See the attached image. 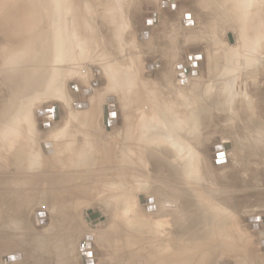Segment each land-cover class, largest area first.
<instances>
[{
	"label": "bare ground",
	"instance_id": "1",
	"mask_svg": "<svg viewBox=\"0 0 264 264\" xmlns=\"http://www.w3.org/2000/svg\"><path fill=\"white\" fill-rule=\"evenodd\" d=\"M95 1L98 3L100 0H0V71L5 68L4 65L8 63H15V69L19 70V77H22L23 80L28 78L46 79V76L56 77V75L66 78L65 74L67 73H70V76L73 77L78 74L79 70H81L83 67L84 58L86 57L85 55H87L85 52L90 51L92 48L93 53H91L92 56L89 55L90 57H95L98 61H101V63L104 60L114 61L112 63L109 61L110 63L108 64L106 61V63L101 64V77H95L93 79L91 78V80L97 81V85H92L93 83L91 82V84L89 82L88 86L79 88L78 97H83L82 102H84V98L91 100V106L89 109H87V111H74L73 108H71L69 111H65L64 109L63 111L65 112L62 121L59 124L57 123V126L54 123V127H51L54 121L53 119H55L57 116L59 117V110L55 108L53 112L49 113L51 115L46 113L49 115V117L47 115L43 117V119L48 117V121H50L51 116L53 117L52 121L49 123L50 130L48 131L47 135L44 133L43 136V133L36 127L35 122L32 121L33 111L31 109L32 107L30 108V103H32L31 99H34L35 97V90H33V92L31 91L32 93L30 92L26 95V90L18 88L15 90V96L12 92L10 94L11 96L3 98L4 104L2 103L3 101H0V104H3V106L0 105L2 107H0V249L3 248V250H9V243L13 245V243H16L17 240L23 239L20 238L22 236L18 237L17 232L19 231L20 233L25 234V230L28 227V225L26 226L25 223L28 222L29 219L24 216L25 213L23 211L26 210L25 208L28 206V204L35 201V198L33 199V197H31L32 195H30L32 192H34V190L56 189V191H54L55 193L53 192L54 195H52L56 198L60 196L62 197V195L64 196V194H68L70 192H77L79 194L80 192H84V189H97L98 193L99 190H101L99 193L100 196H103L105 191L108 194L107 195L105 193L106 195L103 196L105 198L100 197L101 200L103 199L101 202L102 204H112L111 206L114 205V209L112 208V210H119L118 207L120 205L125 206L124 209H122L124 210V213H121L119 210V212L123 214L122 220L125 222L120 223V227L117 229L115 228L116 226H113L114 228L109 232L107 239L110 241V243H112V245L115 246L117 250H119L118 252L120 255L121 252H125L124 254L131 255L133 258L135 257V261L132 260L133 263L129 264H215L218 260L223 258L226 246L230 245V243H235L236 245V241L241 243L242 239L244 238L242 236L243 232L241 233L239 229V219L241 218H239L240 211L238 210V206L241 207L243 205L240 203L241 206H234L236 205V201L234 202L235 204L231 202L230 205L229 201L227 200L230 199V196H227V198L225 197V194L223 195L222 193L218 194L217 196H213L209 195L208 193H204V191V194L198 191L197 193L199 195L194 196V194L190 192V189H192L196 183L204 186L206 182V186L208 185V175L204 168L205 163L202 162L203 165H199L201 163V158L205 155V150H202L204 146H201V149H199V146L206 144L207 140H210V135L213 136L216 134V132H214L216 129H219L218 132L223 130L222 132L220 131V133H218L219 135L223 134L226 137L232 138L235 134V130L244 129L245 133H242L243 136L239 139V142L240 144L243 142L247 146L249 145L254 150L252 153H255L256 155L259 154V160L261 162L262 159V163L258 162L259 160L254 161L255 158H258V156L256 157V155H251L252 160L254 161L252 164L254 167L251 165L250 166L255 169V173H258L257 170L260 171L258 176L261 178L264 177V117L261 116L259 119V116L256 115L259 113L258 108L261 107L260 104L262 103V100L259 101L260 98H258L260 95L257 94L261 93L262 91L261 89L258 91L254 89V84H256L258 81H256L257 78H262L264 81V19L261 18V5L264 4V0H200V7L198 8H202L203 12H206V16H203L204 18L208 17L207 20L204 19L207 22L205 23L204 21H200V25L203 27L209 23L214 24V22L218 20L220 22L218 25L221 26V29H223L222 27L225 26H232L235 29V36L239 42L237 45L226 51L228 54L223 51V56L222 54L221 56L219 54V57H211L208 54L206 59L202 52L186 53V61L188 63L186 64L187 66L174 73V77L177 80V86H182L184 88H182L183 90L192 89L194 92L196 89L197 91L200 90L202 98L210 97L209 91H214V88L208 82L222 80L221 82H223V87L221 97L223 99L219 100L218 102H220V111H225L226 115L223 117L222 113H218L221 120L225 122V124L220 125V127L214 125L215 119H212L211 116H207L209 113L203 116L201 119L193 120L192 118H189L188 114H184L183 112L179 113L176 106L172 107L171 100L163 102L162 100H155V98H158V96L160 98H166V94L160 96L159 93L163 92L160 90L157 91L154 88L157 87L158 84L167 86L172 83L171 79L173 78V75L168 64L164 63L160 67L156 56L153 55L154 52L152 53V51H150L152 54H148L145 58L150 57L152 60L150 62H145V59L144 72L140 78L139 76L141 75V70L139 68V60H137V58L139 55H141V52H143L142 49L145 46L144 40L146 38L144 39L138 37V35L131 30L132 28L126 25V21L128 22V20L126 19V21L123 22L124 19H117L112 15L114 13L113 11H111L112 16L106 15L103 17L102 15V20L98 19L100 22L95 26ZM140 1L141 0H128V3L133 5L132 3L136 2L137 4ZM164 1H167L168 8H166V5L163 3ZM107 2L108 0H101L100 3L105 4ZM178 2H180V0H160L158 6L160 8L159 17L161 19L159 20L156 14L152 18H149V21L145 17L146 20L144 19V24L146 27L151 29L150 31H157L158 34L161 33L163 37L167 36V34L168 36L171 35L173 31L172 28L177 22V13L180 12ZM173 3L174 5H177L175 11L171 10L170 8ZM129 4L127 6H129ZM155 7L154 9L156 10ZM103 8L105 10L107 9L105 6H103ZM103 8L100 7L99 10L101 9L102 13H106L105 10H102ZM132 12H134V10ZM166 12H168L171 16L168 14V16L164 15ZM122 13L124 12L122 11ZM129 15L131 16L130 13ZM134 19H130L131 22H134ZM192 20L194 21V19ZM139 21L141 22V20ZM147 22H152V24H147ZM127 24H129V22ZM135 25H138L137 21ZM200 25L198 24V26ZM148 28L146 30H148ZM199 28L201 29V27ZM134 31L136 30L134 29ZM231 36L232 40H234L232 34ZM253 38H256L258 42L254 43L252 41ZM170 39L172 40L174 38L170 37ZM2 44H6L8 47L3 46ZM81 49L83 51H81ZM133 50L136 52L130 53L133 52ZM199 55L202 56V60L195 59L197 62V67L193 68V66H191L194 60L193 58L194 56ZM89 56H87L88 59H90ZM206 60L208 62L209 71L208 75L204 76L202 74L201 68ZM67 66L69 67L68 71L66 70V68H68ZM147 66H151L150 69ZM194 69H196L199 74L195 78L191 76ZM181 73H185V76L178 77ZM146 74L149 76L146 77ZM228 77L232 80L237 77H241L242 81L248 85L244 89V93L246 94L245 102L240 103V108L237 104H232V101L226 99V97L229 95L228 89H225L226 83L230 81ZM204 78H206L207 84H202L204 82L201 81L204 80ZM56 79L59 78L56 77ZM49 80L50 79L47 81ZM53 80H55V78ZM63 80L65 81L66 79ZM99 80H102L103 83H99ZM56 81L57 80L53 81L55 84H49L50 86L48 85L44 89L51 92V94L54 96H58L59 100L64 98L66 100V96L64 94L65 92H62L61 85L56 84ZM185 83L190 84L187 85ZM45 84L48 83L46 82ZM186 85L187 87H185ZM72 88L75 87L72 86ZM88 89L91 91V93L82 94L81 91ZM201 92L206 94H202ZM103 94H106L104 98V114L101 112V107L103 105ZM255 96H257L258 99H256ZM110 97H114L115 102L118 100V98H124L127 101L126 104H128L130 107L129 111L131 112L128 114H132L133 117V119L130 117L132 123L127 125H121L119 123L118 110H110L108 108V101L112 102L114 100ZM248 97H250V99ZM78 101L79 100H77V102ZM147 103H151V105L149 104L150 108L147 107ZM64 104L66 103L64 102ZM177 104L180 105L181 102ZM216 104L217 103L212 104L215 105L214 108H217ZM206 105L207 104L201 106ZM144 106H146L148 109ZM48 108L50 107H44L43 110L41 109L40 114L42 112L41 115H45L43 113L44 109ZM85 111L88 113V116L90 114V117H92L89 123L84 120V122H81L80 113L82 116L87 115L85 114ZM113 112L116 113L117 121L115 120V123H117V125L113 122L110 123V119L113 116H109L110 113L112 114ZM101 114L104 115V121L107 123L108 127L112 129L108 135L106 134L107 136H104L105 133L101 131V126H95V130L92 129L94 123L95 125H101L100 121L98 123V120L103 117ZM39 119L42 121L41 116ZM43 124L44 123H42V126ZM110 124L113 125L111 126ZM199 129H203L204 133H201ZM198 130L200 136H197L196 134ZM224 141L225 140L222 139L221 141L212 144V149L214 151L213 163L214 165L219 166L221 169H225L226 167L229 168V165L231 164L226 151V143ZM219 145L220 147L222 146L223 149L220 151H215L219 150L216 148V146ZM196 147L198 148L196 149ZM205 148L207 147L205 146ZM218 152L223 153L224 157L226 158V162L220 163L219 165L217 164L216 159L218 157V162H220L222 155H217ZM199 157L200 161L198 159ZM253 157L255 158L253 159ZM32 159H39L40 161V164H37H39L38 166H40L39 168L42 171V174H40L43 176V179L41 178V184L38 183L41 181H37L38 178L37 180H31L33 177H28V172L31 173V171L28 169ZM204 159L205 158H203V161H205ZM198 161L200 162L199 164ZM86 163L95 166V171L98 173L97 176L94 177L95 185H91V183L87 182H80V180L76 179L78 175L82 173L78 170L83 168ZM33 170L34 169H32V171ZM236 170L237 169L234 168L233 170H230V172L232 171L231 173H233L235 180L237 178L235 177ZM81 171L83 170L81 169ZM130 171H134L135 174L137 171L139 175L141 174L139 172H147L153 177L150 182L151 184H147L145 182L146 185L142 186V184H144L143 180V183L140 182L141 185L137 186L144 188L142 190L144 194H147L146 197L138 194L139 197L137 199L134 198L132 201L131 199H128L127 194L129 196L130 191L128 192L127 190L132 188L129 183L130 179L128 182V178L132 177V173H130L131 177H128L127 175V173L129 174ZM47 174H50V176L48 177ZM64 174L69 176H65ZM228 174L230 175V173ZM90 178L93 179L92 177ZM221 178H223V176ZM222 180L224 181V186L226 178L224 177ZM227 180L229 181L228 178ZM228 181H226V183ZM231 181L232 180H230V182ZM147 182L149 183V181ZM236 184L233 187L230 183L232 186V191L239 185ZM230 185L225 186L229 187ZM162 188H168V191L169 189H172L170 195L168 194L170 197H172V202H168L164 199L165 193L163 194ZM181 188L184 189L181 191L177 190ZM20 189L23 190L20 191ZM30 189L34 190L31 192H25ZM116 189H121L119 192H122V195L115 194L118 193ZM122 189L123 191H126V194L123 193ZM102 190H104V192ZM112 192L113 195H110ZM230 192L227 194L231 195ZM93 193H95V191ZM132 193L134 192L131 191V195ZM234 198L232 197L231 201H234L232 200ZM73 199H75V197ZM146 200L151 201V203H146ZM175 204H178V206L175 207ZM46 206H48V204ZM111 206L109 207L110 209ZM130 206L133 207V210H131L133 213L138 212H134L135 209L144 211V216L146 215L144 219L146 220L144 221L143 217L142 219H136V217H133V213L131 214L130 210L128 209L131 208ZM47 208H49V206ZM115 211H112V214L116 213L114 216H118V211ZM69 212L72 213L73 211ZM256 216H258V219H260L257 221L256 225L259 227V229H253V223H248L252 229L251 232H253V235L255 236L260 234V232H263L262 230L264 228L261 225L263 218L258 215V213H253L247 216ZM37 217L38 218L36 221L41 222V220L45 219L48 222L47 213L45 217L39 215ZM99 217L93 219L90 217L89 218L91 220H95ZM118 217H116V219ZM114 220L115 219H113V222ZM246 221L248 220L246 219ZM28 232L30 233V228ZM145 233L148 237L144 236ZM88 234L89 236H87ZM88 234L86 235V243H89L90 245L92 243L93 248L96 238L94 235L92 236V233ZM28 235L29 234L26 236ZM15 236H17V240L15 239ZM31 237H33V234ZM37 237L40 238V236ZM56 237L54 240L53 238H48L50 239L48 242L44 240L41 241V239H35L36 237L29 239V242L33 246H31L32 248L30 247L31 250L39 245L40 246L38 249H43V251H45V249L48 250V248L50 249L51 258L48 257V260H46L47 258L45 259L44 256L40 258L41 256L38 255L40 262L42 261L43 264H62L63 261H66L64 260L63 256L61 257V253H64L65 251L64 248L61 249L57 246V249L53 250V245L51 246L50 242L54 243L55 241V245L58 243L61 245V243H63L60 236L59 238ZM90 237L91 240L94 239L93 242L89 240ZM251 238L252 237H250V239ZM253 238L255 239V237ZM250 241L253 242L254 240ZM26 244H28V242H26ZM23 245L25 244L21 245L23 248L20 246L22 249H24ZM25 246L27 248V245ZM28 246L30 245L28 244ZM123 246H127V250L123 249ZM13 248L10 249L12 251L14 250V253L5 254H8L9 257L7 258H12V261L14 262L18 261V258H20L19 256L23 253H19V249H17L19 251L16 252L15 248ZM80 249L78 248L79 256H81L80 258H83V260L86 262L88 256L86 257L85 254L87 250L83 249L82 251V249ZM29 250L27 249L26 251L28 252ZM120 250L122 251L120 252ZM245 251H242V253ZM27 252L25 253L26 256L27 254L32 253ZM32 254L37 255L35 253ZM33 255L31 260L35 257ZM44 255L47 256L46 253ZM94 256L95 255H93V260H95ZM27 257H29V255ZM27 257L26 260L25 258L23 259L25 262L30 261L27 260ZM36 257L33 260L35 263L39 261L36 259ZM75 257H77V255ZM262 259L264 258L262 257ZM12 261L11 264H13ZM72 261H74V259ZM72 261L70 259L69 264L75 263ZM127 262H129V260ZM247 262L251 261L248 260ZM21 263L22 261L20 264ZM95 264L98 263L95 261Z\"/></svg>",
	"mask_w": 264,
	"mask_h": 264
},
{
	"label": "rangeland",
	"instance_id": "2",
	"mask_svg": "<svg viewBox=\"0 0 264 264\" xmlns=\"http://www.w3.org/2000/svg\"><path fill=\"white\" fill-rule=\"evenodd\" d=\"M159 1L160 0H157V2H156V0H149V1H147V0H141L139 3H137L136 4V2L135 3H132L133 5H130L129 3H128V0L126 1V0H108V2L107 3H105V4H101L100 2H101V0L97 3V1H95V6L97 7L98 5V7L96 8L95 7V26L97 25V24H99V22H100V20H102V18L104 17V16H109V15H111L112 13H111V11H113L114 13L112 14L113 16H115L117 19H119V20H121V19H124L123 20V22H125L126 21V19L128 20V22H129V24H127L128 22L126 21V25H128L130 28H132L131 30L135 33V34H137L138 35V37H141V38H146L144 41H145V46H144V48L142 49L143 50V52H141V55H139V57L137 58V60H139V68H140V78L142 77V73L144 72V64H145V62H150L151 60H152V58L150 59V57L149 58H145L148 54H152L153 52H154V54L153 55H155L156 56V59H157V61H158V63H159V66L161 67L164 63H166V64H168V66H169V69H171V72H172V75H173V78L171 79V81H172V83L170 84V85H167V86H163V85H161V84H158V86L157 87H155L154 89L155 90H157V91H162L163 93H159L160 94V96H162V95H164V94H166V98L165 97H159L158 96V98H155V100H159V101H161L162 100V102L163 101H168V100H171L172 101V104H171V106L172 107H177V109H178V111H179V113L180 112H183L184 114H188V116H189V118H192L193 120H198V119H201V118H203V116H205V115H207L208 113H209V115H207V116H211L212 117V119H215V123H214V125L215 126H217V127H220V125H224L225 124V122H223V120H221V118H220V116H219V114L218 113H222V116L224 117L225 115H226V112L225 111H220V107H219V103L220 102H218L219 100H221V99H223L221 96H222V87H223V82H221V81H216L215 80V82H208L214 89V91H209V96L210 97H204V98H202L201 97V94H200V90L199 91H197V89H196V91L194 92L192 89H185V90H183L184 88L181 86V87H179V86H177V80L175 79V77H174V73L176 72V71H178V70H181V69H183V67L185 68L187 65L186 64H188L187 63V61H186V59H187V55H186V53H194V52H202V54L205 56V58L208 56V54L211 56V57H219V54H220V56H221V54H222V56H223V51L226 53V51H228L231 47H234L235 45H237V43L239 42L238 40H237V38H236V32H234L235 31V29H234V27H232V26H225V27H222L223 29H221V26L220 25H218V24H220V22L217 20L216 22H214V24H210L209 22V24L208 25H205V26H201L200 24H201V22H207L206 20H207V18L208 17H203V16H206V12L204 13L203 12V9L201 8H198V7H200V0H196L197 2H198V4H197V2L195 1V0H180V2H178V6H179V9H180V12L179 13H177V22H176V24H174L175 26H173V31H172V34L171 35H169L168 36V34H167V36H165V37H163V35L161 34V33H159L158 34V32L156 33V32H153V31H150L151 29H149L148 27H146V25L144 24L145 23V21H144V19H145V17H146V19H148V21L150 20L149 18H152L153 16H155V14H156V16L159 18V20L161 19L159 16H160V8H159V6H158V4H159ZM195 1V2H194ZM141 2H142V4H141ZM122 3V4H121ZM129 4V6H127L128 4ZM152 3V4H151ZM165 5H166V8H168V3H167V1H164L163 2ZM102 6H101V5ZM140 4V5H139ZM149 4H151V5H149ZM199 5V6H197V5ZM122 5V6H121ZM103 6H105V8L107 7V11L103 8ZM133 6V7H132ZM136 6V7H135ZM150 6V7H149ZM156 6V7H155ZM176 6L177 5H174V3L172 4V6L170 7L171 8V10H173V11H175L176 10ZM103 8L102 10H105V12L106 13H102L101 12V9L99 10V8ZM122 7V8H121ZM129 7V8H128ZM139 7H140V9H139ZM144 7H145V9H144ZM154 7L156 8V10L154 9ZM157 7H158V11H157ZM120 8V9H119ZM131 8V9H130ZM135 8V9H134ZM185 8V9H184ZM99 11H98V10ZM122 9V10H121ZM130 9V10H129ZM200 9V10H199ZM109 10V11H108ZM121 10V12L119 13V11ZM134 10V12H132ZM139 10V11H138ZM202 10V11H201ZM261 10H262V13H261V18L262 19H264V4H262L261 5ZM122 11L125 13H122ZM131 11V12H130ZM149 11V12H148ZM110 12V13H109ZM146 12V13H145ZM154 14H153V13ZM157 12V13H156ZM159 12V13H158ZM204 13V14H202V13ZM100 13V14H99ZM129 13L131 14V16L129 15ZM152 15H150V14ZM174 13V12H173ZM201 13V14H200ZM97 14H98V16H97ZM115 14V15H114ZM169 15V16H171L168 12H166L164 15ZM199 14V15H198ZM102 15H103V17H102ZM111 15V16H112ZM123 15V16H122ZM126 16V18H125V16ZM142 15H145V16H142ZM167 15V16H168ZM191 15V16H190ZM134 16H135V19H134ZM194 16H195V18H194ZM197 16V17H196ZM200 16H201V18H200ZM97 17H99V18H97ZM123 17V18H122ZM139 17H140V19H139ZM142 17V18H141ZM144 17V18H143ZM121 18V19H120ZM132 18L134 19V22L132 21L131 22V20H132ZM188 18V19H187ZM199 18V19H198ZM98 19H100V20H98ZM116 19V20H117ZM131 19V20H130ZM145 19V20H146ZM187 19V20H186ZM192 19H194V21L192 20ZM201 19V20H200ZM204 19H206V20H204ZM139 20H141V22L139 21ZM198 20V21H197ZM118 21V20H117ZM136 21H137V24L139 25H135L136 24ZM201 21V22H200ZM98 22V23H97ZM188 22V23H187ZM198 22V23H197ZM132 23V24H131ZM195 23V24H194ZM197 23V24H196ZM147 24H152V22H147ZM187 24V25H186ZM198 24L200 25V26H198ZM134 27H133V26ZM194 25H195V27H194ZM197 25V26H196ZM141 26V27H140ZM193 26V27H192ZM136 27H138V28H136ZM191 27H192V30H191ZM199 27H201V29L199 28ZM217 27V28H216ZM220 27V28H219ZM232 27V28H231ZM148 28V30H146ZM190 28V29H189ZM193 28H196V29H193ZM198 28V29H197ZM214 28H215V30H214ZM134 29L136 30V31H134ZM219 29V30H218ZM145 31V32H144ZM150 31V32H149ZM192 31H193V33H192ZM136 32H138V33H136ZM143 32V33H142ZM147 32V33H146ZM142 34H143V36H142ZM147 34V35H146ZM155 34V35H154ZM229 34H232L233 35V37H234V40H233V43H230V41H229ZM156 35H157V38H156ZM160 35V36H159ZM146 36V37H145ZM188 36V37H187ZM149 39H148V38ZM170 37H173L174 39H172L173 41H175V42H173L171 39H170ZM190 37V38H189ZM162 38V39H161ZM152 39V40H151ZM154 39V40H153ZM161 39V40H160ZM176 39V40H175ZM152 41V42H151ZM164 41V42H163ZM252 41L254 42V43H256V42H258L257 41V39L256 38H253L252 39ZM150 43V44H149ZM233 44V45H232ZM3 46H5V47H8V45H6V44H2ZM157 45H158V49H157ZM160 45V46H159ZM151 46V47H150ZM162 46V47H161ZM95 47H96V44H95ZM149 48V49H148ZM152 48V49H151ZM93 49V48H92ZM90 50V51H86L85 52V54H87V55H85L86 57V59L84 58V64H83V67L81 68V70H79V72H78V74H76L75 76H70V73L67 75V74H65V77L66 78H62L61 76H59V75H56V77L57 78H59V79H56V77L55 76H46V79H40V78H38V79H32V78H28V79H26V80H23L22 79V77H19V70H16L15 69V63H8V64H6V65H4L5 66V68L4 69H2L1 71H0V101L4 104V99L3 98H6V97H9V96H11L10 94L13 92V94L15 93V90L16 89H24V90H26V95L27 94H29L31 91L33 92V90H35V97H34V99L32 98L31 100V102L32 103H30L31 105H30V108L32 109V111H33V119H32V121L33 122H35V124H36V127L43 133L42 135L44 136V133H45V135H47V133H48V131L50 130V122L52 121V119H53V117L51 116V118H50V121H48V117H49V115H48V117H46V119H43V117H45V116H47V114H45V115H41L40 114V111H41V109L43 110V108L44 107H50V108H48V109H51V107L52 108H57L58 110H59V117L57 116L55 119H53L54 121H53V124H52V126L51 127H54L55 125H54V123L56 124V126H57V123L59 124L61 121H62V118L64 117V112L65 111H69V110H71V108H73V110L75 111H79V110H86L87 111V109H89V107L91 106V100H89V99H85L84 98V102H82L83 101V97L81 98H79L78 97V90H79V88H82V87H85V86H88L89 85V82L92 84V85H97L98 83H97V81H95V80H91V78L93 79V78H95V77H101V68H100V66H102L101 64H104V63H106V61H107V64L108 63H112V62H114V61H112V60H104L102 63H101V61H98L95 57H90V56H92V54L91 53H93L92 51L93 50ZM148 49V50H147ZM151 49V50H150ZM95 50H96V48H95ZM146 50H147V52H146ZM81 51H83L82 49H81ZM150 51H152V53L150 52ZM90 52V53H89ZM136 51H134L133 50V52H130V53H135ZM6 53L8 54V52L6 51ZM89 53V54H88ZM144 53V54H143ZM226 54H228V53H226ZM90 55V56H89ZM166 55V56H165ZM87 56H89L90 57V59H88V57ZM170 57V58H169ZM129 58V57H128ZM183 58V59H182ZM95 59V60H94ZM145 59H146V61H145ZM191 59H192V57H191ZM194 60H193V63H192V65L191 66H193V68H196L197 67V62H196V60L195 59H197V60H199V59H201L202 60V56L201 55H199V56H194V58H193ZM207 59V58H206ZM110 61V62H109ZM145 61V62H144ZM100 64H99V63ZM206 63V64H205ZM204 63V65H202V68H201V71H202V74L205 76H207L208 75V71H209V67H208V62H207V60H206V62ZM63 66H65V65H63ZM195 66V67H194ZM68 67V66H67ZM149 69H150V67L151 66H147ZM173 67V68H172ZM66 70L68 71L69 70V67L68 68H66ZM99 72H98V71ZM95 72H97V73H95ZM199 74H198V71L196 70V69H194L193 71H192V77L193 78H195L196 76H198ZM69 78H68V77ZM146 77H148L149 75L148 74H146L145 75ZM185 76V73H181V74H179V76L178 77H184ZM50 77V78H49ZM53 77V78H52ZM61 77V78H60ZM55 78V80H57L56 81V84H60L61 85V87H62V92H65L64 94H65V96H66V100H65V98L64 99H62V100H59L58 99V96H54L53 94H51V92H49V91H46L44 88L45 87H47L49 84H55V82H53V81H55V80H53ZM68 78V79H67ZM48 79H50L49 81H47ZM63 79H66L65 81L63 80ZM228 79L230 80V81H228V83H226V86H225V89H228V93H229V95L226 97V99H228L229 101H232V104H237L238 105V107H239V105H241L240 103H244L245 102V99H246V94L244 93L245 91H244V89L248 86L247 85V83H245V82H243L242 81V79H241V77L239 78V77H237V78H235L234 80H232V79H230L229 77H228ZM238 79V80H237ZM58 80H59V83H58ZM258 80V81H257ZM34 81V82H33ZM63 81V82H62ZM193 81V80H192ZM191 81V82H192ZM206 81V78H204V80H202L201 82H204V83H202V84H207V81ZM256 84H254V89L255 90H260L261 89V93H259V94H257V95H260V96H258V98H260L259 99V101L260 100H262V103L260 104V106L261 107H259L258 109H259V113H257L256 115H258L259 116V119L261 118V116L262 117H264V81L262 80V78H257L256 79ZM48 83V84H45V83ZM99 83H103V81L102 80H99L98 81ZM174 82V83H173ZM190 82V83H191ZM190 83H185V84H190ZM187 85L185 86V87H187ZM227 85H228V87H227ZM232 85H233V87H232ZM239 85H243V86H239ZM44 86V87H43ZM50 86V85H49ZM72 86H74L75 88H72ZM237 86V87H236ZM250 86V85H249ZM259 87V88H258ZM183 88V89H182ZM241 88H242V90H241ZM43 89V90H42ZM163 89V90H162ZM171 89H172V91H171ZM181 89V90H180ZM151 91V90H150ZM178 91V92H177ZM31 92V93H32ZM82 92V94L83 93H91V91L88 89V90H83V91H81ZM202 94H206V93H203V92H201ZM12 94V95H13ZM149 94V93H148ZM213 94V95H212ZM104 95V94H103ZM102 95V109H101V112L103 113L104 112V108H105V101H104V98H105V95L103 96ZM176 95V96H175ZM180 95V96H179ZM14 96H15V94H14ZM50 96V97H49ZM175 96V97H174ZM211 96H212V98H211ZM241 96V97H240ZM55 99H54V98ZM78 97V98H77ZM256 97V99H258L257 98V96H255ZM3 100H2V99ZM51 98H52V100H51ZM77 98V99H76ZM110 98H113L114 99V97H110ZM163 98V99H162ZM174 98V99H173ZM211 98V99H210ZM249 99H250V97H248ZM57 99V100H56ZM61 99V98H60ZM82 99V100H81ZM109 99V98H108ZM120 98H118V100L115 102V99L111 102V101H108L109 102V105H108V108L110 109V110H112V109H114V110H118L117 112H118V115H119V123L121 124V125H124V124H129V123H132L131 121L132 120H130V117H131V119H133V117H132V114H128V113H131L130 111H129V109H130V107L128 106V104H126V100L124 99V98H121L120 100H119ZM178 99V100H177ZM77 100H79L78 102H77ZM148 100V99H147ZM241 100V101H240ZM59 101V102H58ZM67 101V102H66ZM86 101V102H85ZM125 101V102H124ZM154 101V100H153ZM177 101V102H176ZM240 101V102H239ZM258 101V100H257ZM258 101V102H259ZM64 102L66 103V104H64ZM115 102V103H114ZM181 102V104L180 105H178L177 103H180ZM183 102V103H182ZM239 102V103H238ZM0 104L1 106H3V104ZM62 103V104H61ZM71 103V104H70ZM89 103V104H88ZM155 103V102H154ZM157 103V102H156ZM213 103H217L216 104V106H217V108H214V106L215 105H212ZM149 104L151 105V103H147V107L148 108H150V106H149ZM175 104H177V105H175ZM205 104H207L206 106H201V105H205ZM43 105V106H42ZM152 105H153V103H152ZM0 106V107H1ZM67 106V107H66ZM117 106V107H116ZM146 106H144V107H146ZM212 106H213V108H212ZM117 109H116V108ZM146 107V108H147ZM152 107V106H151ZM241 107V106H240ZM239 107V108H240ZM2 108V107H1ZM0 108V109H1ZM34 108V109H33ZM39 108H40V110H39ZM147 108V109H148ZM65 109V111H63ZM231 109V108H230ZM44 110H47V109H44ZM85 111V112H86ZM129 111V112H128ZM194 111V112H193ZM252 111H254V110H252ZM257 111V110H256ZM37 113H39V114H37ZM114 113V112H113ZM255 113V112H254ZM254 113H253V115H254ZM49 114V113H48ZM63 114V115H62ZM85 114H87V115H83L82 116V114L80 113V115H81V122L84 120V121H86L87 123H89L90 122V119H92V117H90L91 115L89 114V116H88V113L86 112ZM104 114V113H103ZM103 114H101V116H103V117H101L100 118V120H98V123H99V121L101 122L100 124L101 125H95V123H94V125L92 126L93 128V130H95V126L96 127H100L102 130V132L103 133H105V135L104 136H107L108 135V133H110L111 132V128L110 127H108V125H107V123L104 121L105 120V117H104V115ZM38 115V116H37ZM51 115V114H50ZM77 115H79V114H77ZM79 115V116H80ZM216 115V116H215ZM40 116L42 117V121H40ZM78 116V117H79ZM197 116V117H196ZM109 117H111V113H110V116ZM58 118H59V120H58ZM83 118H85V119H83ZM103 118V119H102ZM129 118V119H128ZM102 119V120H101ZM113 119V120H112ZM264 119V118H263ZM111 121H110V123H115L117 120H116V113H115V116L114 117H111V119H110ZM116 120V121H115ZM45 121V122H44ZM47 121V122H46ZM83 121V122H84ZM128 122V123H127ZM42 123H44L43 124V126H42ZM49 124V125H48ZM116 125H117V123H115ZM114 124V125H115ZM217 124V125H216ZM45 125H47L46 127H45ZM54 125V126H53ZM111 125V124H110ZM113 125V124H112ZM111 125V126H112ZM41 126H42V128H41ZM107 127H108V129H110V130H108L107 129ZM46 128V129H45ZM99 128V129H100ZM87 129H88V127H87ZM96 129H98V128H96ZM46 130V131H45ZM89 130V129H88ZM200 130V132L201 133H204V130L203 129H199ZM199 130L197 131V136H200L199 135ZM219 130V129H218ZM218 130L216 129V130H214V132H216V134H214V132H213V136H211L210 135V140L208 141L207 140V142H206V144H203V145H200L199 146V149H201L203 146V148H202V150L204 151V156L202 157V156H200V157H202L201 158V161H200V157L198 158L199 159V161L201 162H199L198 161V164L199 165H203L202 164V162L203 163H205L204 164V168H205V172L207 173V181H209L208 182V185L206 186V182H205V184H204V186L203 185H201V184H199V183H196V185L195 186H193L192 187V189H190V192L191 193H193L194 194V196L195 195H199L197 192L198 191H200L201 193H203V191H204V193H208L209 195H215V196H217L218 194H220V193H222L223 195L225 194V197H227V196H230V199H227L228 201H229V204L231 205V202L233 203V204H235L234 202L236 201V205H234V206H238V205H240L241 206V204L243 205V206H241V207H239L238 206V210L240 211V215H239V218H241V219H239L240 221H239V229H240V231H241V233L243 232V239H242V241H241V243H238L237 241H236V245H235V243H230V245H228V246H226V248H225V251H224V254H223V260L221 259V260H218L215 264H224V263H226V264H229V262H230V264H258L259 262V264H264V261H261V260H264V259H262V257L264 258V177H260V176H258L259 174V170H257V172L258 173H255V169L254 168H252V167H254V165H252L253 164V162L254 161H256V160H259L260 159V157H259V154H255V153H252L254 150L248 145H246L245 143H243V142H241V144H240V142H239V139L243 136V132H244V129H240V130H235L234 131V135H233V138L232 137H226V136H224L223 134L221 135H219L218 133H220V131L222 132L223 130H220L219 132H218ZM91 131V130H90ZM242 131V132H241ZM241 132V133H240ZM240 133V134H239ZM245 133V132H244ZM107 134V135H106ZM220 136V137H218V136ZM240 135V136H239ZM222 136V137H221ZM212 137V138H211ZM225 138V139H224ZM223 139V140H225L224 142L226 143V151H227V153H228V156H229V160L231 161V164L229 165V168H230V170H233V168L234 169H237L236 170V172H235V177H237L236 178V180L234 179V175H233V173H231L230 172V170H229V168L228 167H226L225 169L224 168H220L219 166H216V165H214V163H213V160H214V151H213V145L212 144H214L215 142H219V141H221V140ZM212 140V141H211ZM209 145H208V144ZM243 143V144H242ZM208 145V146H207ZM202 146V147H201ZM205 146L207 147V148H205ZM245 146H246V148H245ZM198 147H196V149H197ZM205 148V149H204ZM216 148H218L219 150H215V151H220V150H222L223 148H222V146L220 147V145L219 146H216ZM215 148V149H216ZM190 151V150H189ZM190 152H192V151H190ZM218 154H221L222 155V159L220 160V162H218L219 161V158L217 157V159H216V162H217V164L219 165L220 163H224V162H226V158L224 157V155H223V153H220V152H218L217 153V155ZM254 155H256V157L258 156V158H255V157H253V159L255 158V160L253 161L252 160V156ZM203 158H205L204 160L206 161H203ZM251 160H252V162H251ZM35 161H37V162H35ZM249 162H251V163H249ZM258 162H260V160L258 161ZM31 163H32V165H31ZM33 163H34V165H33ZM37 163H39L40 164V161H39V159H32L31 160V162H30V165H29V169L28 170H30L31 171V173H29L28 172V177H30V178H32L31 180H37V178H38V180L37 181H40L41 180V178L43 179V176H41L40 174H42V171H41V169L39 168L40 166H38L39 164H37ZM260 163H262V159H261V162ZM260 163H257V164H260ZM263 163H264V160H263ZM36 164V165H35ZM199 165H197V166H199ZM207 165V166H206ZM232 165V166H231ZM252 167H251V166ZM32 167V168H31ZM34 167V168H33ZM82 167V166H81ZM91 167V168H90ZM92 167H94V168H92ZM239 167V168H238ZM250 167V168H249ZM254 169V170H252V169ZM32 169H34L33 171H32ZM35 169H37V170H35ZM81 169L84 171H81ZM86 169V170H85ZM228 169V170H227ZM94 170V171H93ZM37 171H39V172H36ZM78 171H80V172H82V173H80V172H78V173H80L79 175H78V177L76 178L77 180H80V182H87V183H91V185L93 184V185H95L94 183H95V176H97V171H95V166H93V165H90L89 163H86L84 166H83V168H80V170H78ZM94 172V173H93ZM226 172H228V173H230V175L228 174V173H226ZM254 172V173H253ZM264 172V171H263ZM34 173H36V174H34ZM85 173V174H84ZM130 173H132V175L130 174ZM139 173H141L142 174V176H141V174L139 175L138 174V172L136 171V174L134 173V171H130L129 172V174L127 173V175H128V177H131V178H128V182H129V179H130V186L132 187H130L131 189H128L127 191L130 193V195L128 196V194H127V197H128V199H131V201L132 200H134V198L135 199H137L138 197H139V195H142L143 197H146V195L147 194H144V192H143V190L142 189H144V188H141V187H137L138 185H141V183H143L144 182V184H142V186L143 185H146V183L147 184H151L150 182H151V180L153 179V177L151 176V174L150 173H147V172H139ZM146 173V174H145ZM220 173V174H219ZM143 174H145V175H143ZM255 174H257V175H255ZM65 175V174H64ZM93 175V176H92ZM131 175V176H130ZM210 175H212V176H210ZM226 175V176H225ZM230 177H228V176ZM231 175H232V177H231ZM47 176L49 177L50 176V174L48 175L47 174ZM65 176H69V175H65ZM81 176V177H80ZM223 176V178H221ZM35 177V178H34ZM90 177H92L93 179H91ZM224 177L226 178V181H228L227 180V178L229 179V181L226 183V181H225V185L227 186V185H230V183H231V185L234 187L235 186V184L236 185H240V187H239V185L237 186V188H233L234 190L232 191L231 189H232V186H231V188H230V186L229 187H226L225 185V188H224V186H223V184H224V181L222 180V179H224ZM79 178H82V179H79ZM209 178H211V179H209ZM213 178V179H212ZM232 178V179H231ZM238 178H239V181H238ZM222 181H221V180ZM90 180H92V181H90ZM94 180V181H93ZM144 180V181H143ZM220 180V181H219ZM230 180H232L231 182H230ZM237 181V182H235V181ZM137 181V182H136ZM143 181V182H142ZM147 181H149V183L147 182ZM261 181V182H260ZM93 182V183H92ZM134 184H132V183ZM141 182V183H140ZM146 182V183H145ZM212 182V183H211ZM223 182V183H222ZM239 182V183H238ZM38 183H42V180L40 181V182H38ZM128 183V184H129ZM233 183H234V185H233ZM245 183V184H244ZM137 184V185H136ZM221 184V185H220ZM244 184V185H243ZM223 186V187H222ZM134 187V188H133ZM179 187V186H178ZM137 190H136V189ZM140 188H141V190H140ZM253 188V189H252ZM259 188V189H258ZM133 189H134V191H133ZM184 188H181V189H177L178 191H181V190H183ZM21 190H23V189H20V191ZM34 190V189H33ZM33 190H27V191H25V192H28V191H33ZM59 190V189H58ZM119 190H121V189H116V191L118 192V193H115V194H120V195H122V192H119ZM136 190V191H135ZM139 190H140V192H139ZM165 190V191H164ZM171 190L172 189H169V191H168V188H162V191H163V194L165 193V197H164V199L165 200H167L168 202H172V197H170L169 195H170V192H171ZM193 192H192V191ZM216 190V191H215ZM228 190V191H227ZM230 190H231V192H230ZM36 191V192H35ZM38 191V192H37ZM54 191H56V189H36V190H34V192H32L30 195H32L31 197H33V199L35 198V201L34 202H32V203H30V204H28V206H26V210H24L23 212L25 213V215H24V213H23V215L24 216H26L28 219H29V221L28 222H26L25 224H26V226L28 225V227L26 228V230H25V234H22V233H20L19 231L17 232L18 233V237H20V236H22V237H20L22 240H17V236H15V239L18 241H16V243H13V245L12 244H8V245H6V246H8V248H9V250L8 249H4L3 250V248H1L0 249V253L2 254H0V264H11V261H12V258L11 259H9V258H7V257H9V253H14L15 251L13 250H11L13 247L15 248L16 246V248H15V250H16V252L17 251H19V253L21 252V253H23L22 255H20L19 257L20 258H18L19 260L18 261H12V263L13 264H20V262L22 261V263L21 264H24V262H25V260H26V257L29 255V257H27V260H30V261H26L25 262V264H32L34 261V259H35V257H36V259L37 260H39L40 258H42V256H44L45 257V259L46 260H48V257L49 258H51V253H50V249L48 248V250L47 249H45V251H43V249H38L39 248V246H36V247H34L33 249H34V251H33V249L31 250V248L33 247L32 246V244L29 242V239H33V238H35V239H41V241H46V242H48L50 239H48V238H53V240L55 239V237L56 238H59V236L62 238L61 240H62V242L63 243H61V245L58 243V244H56L55 245V241H54V243L53 242H50L51 243V246L53 245V250H56L57 249V246L59 247V248H64V253H61V257L63 256V258H64V260H66V261H61L62 262V264H69V262H70V259H71V261L74 259V261H72V262H75L74 264H84V262H85V260H83V258H80L81 256H79V250H78V248L80 249V244L83 242V241H86L87 240V236H89V234L88 233H92V236L94 235V237L96 238L95 239V242H94V246H93V248H92V243L91 242H93V240L94 239H89V240H91V245H90V247L88 248V249H86L85 251H86V253H89V251H91L92 252V256H89L88 258H87V261L85 262V264H95V261L98 263V264H102V263H106V264H129V263H133V261H135L134 259H135V257L133 258V256H131V255H127V254H124L125 252H121L123 249H125V250H127V246H123V249L122 250H120V252H121V255H120V253L118 252L119 250H117L116 248H115V246L114 245H112V243H110V241H108V234H109V232L110 231H112V229L114 228L113 226H116L115 228L117 229L118 227H120V223H123V222H125L124 220H122V218H123V214H121L122 212L124 213V210H122V209H124V207L125 206H119L118 208H119V210H120V212H119V210L118 209H115L116 211H118V216L116 215V216H114V214H116V213H113L112 214V211L114 212L115 210H112V208L114 209V205L113 206H111V205H109V204H102L101 202H102V200H101V198H105V197H103L104 195H106L107 193H106V191L104 192V190H102L103 192H104V194H103V196H100L99 195V193H100V191L101 190H99V193H98V190L97 189H84L83 191L84 192H80L79 194L77 193V192H70V193H68V194H64V196L62 195V197H61V199H60V197H54V196H52V195H54ZM95 191V193H96V195H95V193H93ZM122 191H123V189H122ZM131 191L132 192H134V193H132V195H131ZM221 191V192H220ZM226 191V192H225ZM46 192V193H45ZM54 192V193H53ZM127 192V193H128ZM138 192V193H137ZM143 192V193H142ZM168 192V193H167ZM199 192V193H200ZM224 192V193H223ZM228 192H230V194L232 195H229V194H227ZM35 193H37V194H35ZM50 193H53V194H50ZM86 193V194H85ZM89 193V194H88ZM91 193H92V195H91ZM106 193V194H105ZM123 193L124 194H126V191H123ZM167 193V194H166ZM203 193V194H204ZM43 194V195H42ZM71 194V195H70ZM139 194V195H138ZM169 194V195H168ZM192 194V195H193ZM227 194V195H226ZM36 197H35V196ZM70 195V196H69ZM108 195V194H107ZM110 195H113V192L110 194ZM133 195H134V197H133ZM168 195V196H167ZM72 196V197H71ZM91 196V197H90ZM93 196V197H92ZM193 196V197H194ZM235 196H237V197H235ZM243 196V197H242ZM249 196V197H248ZM40 197V198H39ZM75 197V199H73ZM101 197V198H100ZM234 198V199H232V200H234V201H231V198ZM48 198V199H47ZM49 198H51V199H49ZM68 198V199H67ZM168 198V199H167ZM228 198V197H227ZM238 198V199H237ZM66 199V200H65ZM81 199V200H80ZM241 199V200H240ZM37 200V201H36ZM45 200V201H44ZM49 200V201H48ZM51 200V201H50ZM59 200V201H58ZM77 202H76V201ZM92 200V201H91ZM247 200H248V202H247ZM54 201V202H53ZM56 201V202H55ZM63 201V202H62ZM70 201V202H69ZM80 201V202H79ZM100 201V202H99ZM176 201V200H175ZM238 201V202H237ZM46 202V203H45ZM50 202H51V204H50ZM59 202V203H58ZM74 202H76V203H74ZM99 202V203H98ZM243 202V203H242ZM56 203V204H55ZM241 203V204H240ZM1 204V203H0ZM48 204V206H49V208H47L48 206H46ZM50 204V205H49ZM54 204V205H53ZM62 204H63V206H62ZM65 204V205H64ZM71 204H73V205H71ZM105 205V206H101V205ZM70 205V206H69ZM75 205V206H74ZM109 205V206H108ZM52 206V207H51ZM61 206V207H60ZM67 206V207H66ZM74 206V207H73ZM111 206V209L109 208ZM175 207H177L178 206V204H175L174 205ZM36 207V208H35ZM55 207V208H54ZM76 207H78V208H76ZM107 207H108V209H107ZM131 208H128L129 210H130V213L132 214L133 213V211H131V210H133V207L132 206H130ZM28 208V209H27ZM61 208H63V209H61ZM66 208V209H65ZM76 208V209H75ZM52 209V210H51ZM65 209V210H64ZM88 209H93V211H97V212H99V214H100V217L99 218H97V219H95V220H91L90 218H89V216H88V214H87V210ZM127 209V210H128ZM56 210H58V211H56ZM109 210V211H108ZM110 210H111V212H110ZM128 210V211H129ZM1 211V210H0ZM30 211V212H29ZM69 211H73L72 213L71 212H69ZM115 211V212H116ZM136 211H138V212H136ZM40 212V213H39ZM47 213V218H48V222L44 219V220H41V222L40 221H36L37 220V216L39 215V216H46V213ZM134 212H136V213H133L132 214V216L133 217H136V219L137 218H141L142 219V217H143V219H144V217L146 216H144V211H140V210H136L135 209V211ZM141 214H140V213ZM27 213V214H26ZM39 213V214H38ZM139 213V214H138ZM253 213H258V215H260L262 218H263V222L261 223V225H262V231L263 232H260V234H257L258 235V237H257V235L255 236V235H253V232H251L252 231V229L250 228V224H248V223H253V229H259V227H257L256 225H257V221L255 222V220H257L256 218H259L258 216H256V217H247L248 215H250V214H253ZM261 213V214H260ZM36 214H37V216H36ZM44 214V215H43ZM55 214V215H54ZM119 214H121V215H119ZM0 215H1V212H0ZM60 215V216H59ZM62 215H64V216H62ZM135 215V216H134ZM58 216H59V218H58ZM113 216V217H112ZM138 216V217H137ZM1 217V216H0ZM33 217V218H32ZM116 217H118L117 219H116ZM252 218V219H251ZM61 219H62V221H61ZM113 219H115L114 220V222H113ZM246 219L248 220V221H246ZM31 220V221H30ZM120 220H121V222H120ZM146 219H144V221H145ZM260 220V219H259ZM258 220V221H259ZM128 221V220H127ZM250 221V222H249ZM34 222V223H33ZM37 222V223H36ZM111 222V223H110ZM151 222V221H150ZM29 223V224H28ZM115 223V224H114ZM256 223V224H255ZM31 224V225H30ZM45 225V226H44ZM118 225V226H117ZM31 226V227H30ZM44 226V227H43ZM55 226V227H54ZM9 227V226H8ZM23 227H25V226H23ZM42 227V228H41ZM241 227V228H240ZM29 228H30V233L28 232L29 231ZM28 230V231H27ZM57 230V231H56ZM109 230V231H108ZM26 232H27V234H29L28 236H26L27 234H26ZM37 232V233H36ZM33 234V237H31L32 236V234ZM22 234V235H21ZM35 234V235H34ZM79 234V235H78ZM88 234V235H87ZM24 235V236H23ZM31 235V236H30ZM87 235V236H86ZM249 235H250V237H252L251 239H250V237H249ZM253 235V236H252ZM6 236V235H5ZM35 236V237H34ZM37 236H40V238L39 237H37ZM48 236V237H47ZM86 236V237H85ZM144 236H146V233L144 234ZM25 237V238H24ZM28 237V238H27ZM42 237H43V239H42ZM146 237H148V236H146ZM253 237H255V239L253 238ZM45 238V239H44ZM19 239V238H18ZM104 239V240H103ZM247 240V239H250V240H254L253 242L252 241H250V240H247V241H249V242H247V241H245V240ZM19 241H22V242H19ZM39 241V240H38ZM106 241H107V243H106ZM149 241V240H148ZM147 241V242H148ZM24 242V243H23ZM26 242H28V244L30 245V246H28V244H26ZM150 242V241H149ZM152 242V241H151ZM248 243V244H246V243ZM53 243V244H52ZM152 243H154V242H152ZM260 243V244H259ZM16 246H15V245ZM18 244H19V246H18ZM22 244H25V245H27V248H26V246L25 245H23L24 246V249H22L23 247L21 246ZM246 244V245H245ZM250 244H252V245H250ZM12 245V246H11ZM35 245V244H34ZM60 245V246H59ZM244 245V246H243ZM247 245H248V247H247ZM262 245V246H261ZM22 248H21V247ZM32 246V247H31ZM73 246V247H72ZM79 246V247H78ZM105 246V247H104ZM259 246H260V249H259ZM19 247H20V249H19ZM31 247V248H30ZM109 247H111V248H109ZM11 248V249H10ZM13 248V249H14ZM35 248H36V250H35ZM115 248V249H114ZM17 249H19V250H17ZM29 250L28 252L30 253V252H32V253H35V254H37V255H33L32 253H30V254H27V256L25 255V253L27 252L26 250ZM108 251H107V250ZM110 249V250H109ZM2 250H3V252H2ZM7 250H8V252H7ZM24 250V251H23ZM46 250H47V252H46ZM81 250V249H80ZM113 250V251H112ZM116 250H117V252H116ZM245 250H248V251H245ZM10 251H12V252H10ZM75 251V252H74ZM82 251H83V249H82ZM94 251V252H93ZM242 251H245V252H243L242 253ZM261 253H260V252ZM27 252V253H28ZM38 252V253H37ZM68 252V253H67ZM114 252V253H113ZM5 253H8V254H5ZM41 255H40V254ZM46 253V255L47 256H45L44 254ZM49 253V254H48ZM65 253H67V254H65ZM81 253V252H80ZM228 253V254H227ZM247 253V254H246ZM5 254V255H4ZM43 254V255H42ZM110 254V255H109ZM23 255H24V257H23ZM32 255L33 256H35L34 258H32V260H31V257H32ZM41 256L40 258H39V256ZM48 255H50V256H48ZM70 255V256H69ZM72 255V256H71ZM77 255V257H75ZM93 255H95L94 257H95V260H93ZM115 257H114V256ZM259 255H260V257H259ZM3 256H4V258H3ZM22 256V257H21ZM85 256H86V254H85ZM2 257V258H1ZM67 257H69V258H67ZM75 257V258H74ZM79 257V258H78ZM87 257V256H86ZM120 257V258H119ZM129 257V258H128ZM21 258H22V260H21ZM25 258V260H23ZM30 258V259H29ZM77 258V259H76ZM254 258V259H253ZM256 258V259H255ZM259 258V259H258ZM5 259V260H4ZM81 261H80V260ZM120 259V260H119ZM137 259V258H136ZM228 259H229V261H228ZM129 260V262H127ZM133 260V261H132ZM251 261V262H247V261ZM5 261H6V263H5ZM55 261V260H54ZM84 261V262H83ZM115 261H116V263H115ZM120 261V262H119ZM255 263H254V262ZM258 261V262H257ZM18 262V263H17ZM39 262V263H38ZM37 263H33V264H43V262L41 261L40 262V260L38 261ZM66 262H68V263H66ZM122 262V263H121ZM126 262V263H125ZM253 262V263H252ZM50 264V263H49ZM55 264H57V263H55ZM61 264V263H60Z\"/></svg>",
	"mask_w": 264,
	"mask_h": 264
},
{
	"label": "water",
	"instance_id": "3",
	"mask_svg": "<svg viewBox=\"0 0 264 264\" xmlns=\"http://www.w3.org/2000/svg\"><path fill=\"white\" fill-rule=\"evenodd\" d=\"M229 41L230 42H233V40H232V36H231V34H229ZM53 110H54V108H51V109H47V110H44V114H46V113H51V112H53ZM41 114H42V112H41ZM48 115V114H47ZM50 115V114H49ZM111 116H115V113H112L111 114ZM47 125H45V127H46ZM146 203H151V201H149V200H146ZM87 214H88V216L90 217V218H96V217H99L100 216V214H99V212H94L93 211V209H88L87 210ZM257 220H255V221H258L259 219L258 218H256ZM90 239H91V237H90ZM90 247V244L89 243H86V241H83L82 243H81V249H87V248H89ZM86 256H92V252L91 251H89V253H86Z\"/></svg>",
	"mask_w": 264,
	"mask_h": 264
}]
</instances>
